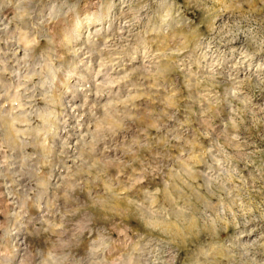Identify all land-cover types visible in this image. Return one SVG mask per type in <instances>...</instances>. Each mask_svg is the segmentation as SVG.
<instances>
[{
	"label": "clouds",
	"instance_id": "obj_1",
	"mask_svg": "<svg viewBox=\"0 0 264 264\" xmlns=\"http://www.w3.org/2000/svg\"><path fill=\"white\" fill-rule=\"evenodd\" d=\"M0 264H264V0H0Z\"/></svg>",
	"mask_w": 264,
	"mask_h": 264
}]
</instances>
